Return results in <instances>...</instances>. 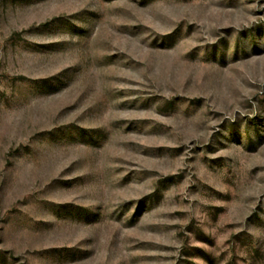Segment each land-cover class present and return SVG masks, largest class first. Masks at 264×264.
Segmentation results:
<instances>
[{
	"label": "rangeland",
	"instance_id": "1",
	"mask_svg": "<svg viewBox=\"0 0 264 264\" xmlns=\"http://www.w3.org/2000/svg\"><path fill=\"white\" fill-rule=\"evenodd\" d=\"M0 264H264V0H0Z\"/></svg>",
	"mask_w": 264,
	"mask_h": 264
}]
</instances>
